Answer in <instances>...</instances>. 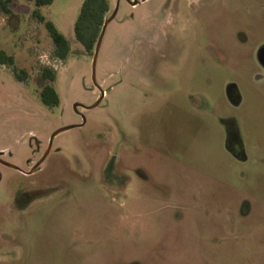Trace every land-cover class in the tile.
Segmentation results:
<instances>
[{"label": "rangeland", "instance_id": "obj_1", "mask_svg": "<svg viewBox=\"0 0 264 264\" xmlns=\"http://www.w3.org/2000/svg\"><path fill=\"white\" fill-rule=\"evenodd\" d=\"M82 1L0 10V264H264V0H108L94 74Z\"/></svg>", "mask_w": 264, "mask_h": 264}, {"label": "trees", "instance_id": "obj_2", "mask_svg": "<svg viewBox=\"0 0 264 264\" xmlns=\"http://www.w3.org/2000/svg\"><path fill=\"white\" fill-rule=\"evenodd\" d=\"M12 0H0V10L9 14V4ZM33 1L36 6L50 4L51 0H28ZM109 13L108 0H83L78 15L73 23V37L83 48L88 56L93 55V50L100 33L104 20ZM32 17L39 23L43 24L48 36L53 44L52 55L60 61H65L70 54L69 40L61 34L55 26L45 20L44 17L37 12H33ZM0 65L7 66L11 69L14 78L19 81H25L27 74L24 70H19L14 67V58L0 50ZM40 78L43 84L40 86L38 97L40 102L49 108L57 107L60 99L56 93L52 83L55 81V74L49 68H42Z\"/></svg>", "mask_w": 264, "mask_h": 264}, {"label": "flooded vegetation", "instance_id": "obj_3", "mask_svg": "<svg viewBox=\"0 0 264 264\" xmlns=\"http://www.w3.org/2000/svg\"><path fill=\"white\" fill-rule=\"evenodd\" d=\"M257 63H258V66H259L258 69L260 71L261 70L264 71V46H262L257 52ZM227 146H228V148H232V146H237V147L239 146L240 147L238 138L230 130H229L228 136H227ZM241 153L242 152H239L237 155L240 158H243L244 156ZM1 157H2V154H0V164L1 165L5 166L7 168H10V169H15L13 166L2 162L1 161ZM35 167L36 166L30 165V168H31L30 171L27 174H24V175L25 176L31 175L32 172L34 171ZM35 191L36 190H32V189L31 190H18L16 192V194L12 197V201L10 203V207L16 212H20V211L24 210L25 208H27L35 200V197L33 195V193ZM44 192H47V191H44Z\"/></svg>", "mask_w": 264, "mask_h": 264}, {"label": "water", "instance_id": "obj_4", "mask_svg": "<svg viewBox=\"0 0 264 264\" xmlns=\"http://www.w3.org/2000/svg\"><path fill=\"white\" fill-rule=\"evenodd\" d=\"M136 4H137V2L135 1V2H133L131 5L134 6V5H136ZM112 18H113V14H112L109 18H107V19L104 20L103 25H102L101 30H100V33H99V35H98V38H97V41H96V44H95V47H94V50H93L92 59H91V60H92V61H91L92 74H94V71H95V64H96L97 54H98L99 46H100V43H101V40H102V37H103L104 31H105V28H106L108 22H109ZM73 127H75V126H67V127H64V128H61V129L55 131V132L52 134L51 139H52L56 134H58L59 132L64 131V130H68V129H72Z\"/></svg>", "mask_w": 264, "mask_h": 264}]
</instances>
